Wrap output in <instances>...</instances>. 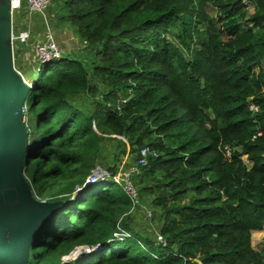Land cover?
Returning a JSON list of instances; mask_svg holds the SVG:
<instances>
[{
  "label": "trees",
  "instance_id": "16d2710c",
  "mask_svg": "<svg viewBox=\"0 0 264 264\" xmlns=\"http://www.w3.org/2000/svg\"><path fill=\"white\" fill-rule=\"evenodd\" d=\"M64 7L92 60L67 54L28 80L24 174L37 199L65 204L35 233L27 264H264L251 245L264 230V0ZM80 96L92 98L88 112ZM109 139L136 157L158 153L137 177L138 197L159 209L155 236L133 228L139 206L115 168L87 183ZM77 247L96 249L65 262Z\"/></svg>",
  "mask_w": 264,
  "mask_h": 264
},
{
  "label": "water",
  "instance_id": "95a60500",
  "mask_svg": "<svg viewBox=\"0 0 264 264\" xmlns=\"http://www.w3.org/2000/svg\"><path fill=\"white\" fill-rule=\"evenodd\" d=\"M11 28L10 0H0V264H27L35 233L65 203L37 199L24 174L32 85L14 67ZM89 250L77 247L69 256Z\"/></svg>",
  "mask_w": 264,
  "mask_h": 264
},
{
  "label": "rangeland",
  "instance_id": "374dc122",
  "mask_svg": "<svg viewBox=\"0 0 264 264\" xmlns=\"http://www.w3.org/2000/svg\"><path fill=\"white\" fill-rule=\"evenodd\" d=\"M214 9L209 10V16L214 20ZM35 19L39 17L36 23H39V28L44 29L45 22L40 18V15L35 14L32 15ZM46 16L49 22V28L51 35L53 37L54 42L59 46L62 50L63 55L69 54L72 58L76 57L77 59L82 60V62L87 66L88 62L92 60V52L87 51V49H83V42L81 44L80 38L77 36L75 30L72 26L69 25L68 19L66 17L64 0H50L49 6L46 10ZM28 23L26 18V13L22 10H17L13 14V27L14 29H19L22 26H26ZM203 26L200 25V28ZM241 29H244V26H241ZM72 42V49L67 51L64 46L66 43L70 44ZM174 43H177L174 40ZM14 50V67L15 69L23 76V78L28 81L29 79H35V71L33 68L37 66V59L33 51L28 46H19L15 47ZM33 61V62H31ZM89 80L92 84H95L99 91L104 92L105 89L101 86L93 78L89 77ZM30 81L29 83H31ZM33 83V82H32ZM31 92L29 93V96ZM28 96V99H29ZM31 97V96H30ZM28 101V100H27ZM74 105L76 108L82 110L83 112H88L90 106L92 105V98L90 96H80L74 99ZM35 137V136H34ZM32 140L30 144H32ZM103 148L101 150V154L96 161V167L93 170L99 171L102 175L104 173L108 175L107 170L109 168H115L116 173L113 177L119 179L120 184H124L127 178V174H131V169L136 165L137 157L133 155L130 150L128 144H126L123 149L118 142L114 139L105 140L103 143ZM124 150V152H123ZM25 171V170H24ZM142 168H139L137 173H133L130 176V182L132 186L139 190V185L137 183L138 174H141ZM122 187V185H121ZM147 199V200H146ZM138 201H140L141 206L134 210L132 213L134 222H132L133 228L136 230L141 228L146 233V236L150 234V236H155L157 232V224L159 222V209L158 213L154 214V208L150 204L152 202L151 197H146L144 195L138 197ZM146 209L151 210L152 216L150 218L151 221H148L146 216ZM264 230L262 231H254L251 235V245L252 247L264 255ZM83 250V249H82ZM91 251V250H90ZM87 254V253H86ZM84 253L77 252L73 257L64 256V261H68L70 259H76L81 256H84Z\"/></svg>",
  "mask_w": 264,
  "mask_h": 264
},
{
  "label": "built area",
  "instance_id": "2783aa9c",
  "mask_svg": "<svg viewBox=\"0 0 264 264\" xmlns=\"http://www.w3.org/2000/svg\"><path fill=\"white\" fill-rule=\"evenodd\" d=\"M49 3H50V0H10L11 13H12V28H11V34H10V42H11V47H12L13 59H14L13 49L19 46L30 47V49L34 52L36 56L37 65L45 63V62L61 60V58L64 56L62 53V50L54 42L53 37L50 32L49 22L46 16V10L49 6ZM242 3L247 4V0H242ZM24 6L26 7V10L28 11L29 14H38L42 17V20L45 22L43 40L39 43H36L35 45L30 44V39L33 38V34H32V30L29 27L28 23L26 26H22L19 29H14L13 27L14 12L17 10H22ZM249 108L252 111L257 110V107L254 106L253 104H249ZM224 153L226 155H229V149L226 146L224 147ZM157 155L158 153L149 146H143L142 148H140L137 153L136 165L131 169V174L137 173L139 168H144L147 164L148 158H154V157H157ZM131 174H127V178L124 184H120L119 179L113 176H112V180L115 183L122 185L124 192L131 199L133 206H140V202L138 201L137 191L132 186L130 179H129ZM108 176L106 173L102 175L99 171L93 170L87 179V183H90V184L96 183L100 180L108 178ZM151 215L152 214L150 213V211L146 209L147 218H150ZM115 236L118 239H122L123 236H129V235L123 232V233H115ZM157 241L162 242L163 241L162 237L157 235ZM88 252H90V250Z\"/></svg>",
  "mask_w": 264,
  "mask_h": 264
},
{
  "label": "crops",
  "instance_id": "0c3cea01",
  "mask_svg": "<svg viewBox=\"0 0 264 264\" xmlns=\"http://www.w3.org/2000/svg\"><path fill=\"white\" fill-rule=\"evenodd\" d=\"M22 11L26 13V18H27L29 27L31 28L32 34H33V38L30 39V44L35 45L36 43H39L43 40L44 29H40L39 28L40 24L36 23V21L39 19V17L37 19H35L32 16L35 14H29L28 11L26 10L25 6L22 8ZM40 18H41V16H40ZM64 48H66L67 51L72 49V42H70V44L66 43V46H64Z\"/></svg>",
  "mask_w": 264,
  "mask_h": 264
}]
</instances>
